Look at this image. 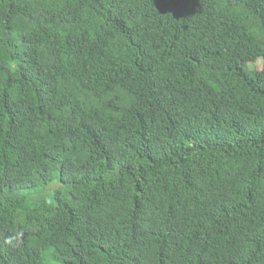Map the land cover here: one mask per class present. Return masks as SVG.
I'll return each mask as SVG.
<instances>
[{"label": "trees", "instance_id": "obj_1", "mask_svg": "<svg viewBox=\"0 0 264 264\" xmlns=\"http://www.w3.org/2000/svg\"><path fill=\"white\" fill-rule=\"evenodd\" d=\"M258 58L264 0H0V264H264Z\"/></svg>", "mask_w": 264, "mask_h": 264}, {"label": "clouds", "instance_id": "obj_2", "mask_svg": "<svg viewBox=\"0 0 264 264\" xmlns=\"http://www.w3.org/2000/svg\"><path fill=\"white\" fill-rule=\"evenodd\" d=\"M261 64H264V61H262L261 59L258 58L251 67L255 68V67L260 66ZM13 70H15L14 67H13ZM49 202H51V201H49Z\"/></svg>", "mask_w": 264, "mask_h": 264}, {"label": "rangeland", "instance_id": "obj_3", "mask_svg": "<svg viewBox=\"0 0 264 264\" xmlns=\"http://www.w3.org/2000/svg\"><path fill=\"white\" fill-rule=\"evenodd\" d=\"M261 66H262V64H261L260 66H258V67H255L254 69H258V68H260ZM53 185H54V183L51 184V185H49L45 190L49 189V188L52 187Z\"/></svg>", "mask_w": 264, "mask_h": 264}]
</instances>
